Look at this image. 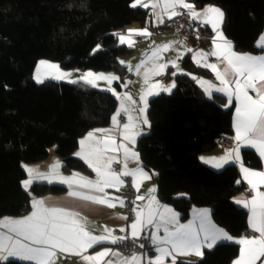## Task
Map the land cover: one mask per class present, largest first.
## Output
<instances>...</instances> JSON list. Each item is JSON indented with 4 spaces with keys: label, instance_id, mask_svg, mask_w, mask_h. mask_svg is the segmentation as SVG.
<instances>
[{
    "label": "trees",
    "instance_id": "obj_1",
    "mask_svg": "<svg viewBox=\"0 0 264 264\" xmlns=\"http://www.w3.org/2000/svg\"><path fill=\"white\" fill-rule=\"evenodd\" d=\"M188 1L199 9L219 7L224 13L223 30L236 50L259 52L264 0ZM133 3L0 0V219L30 213L29 192L35 196L65 192L59 184H34L29 191L21 184L27 178L22 165L46 160L53 148L64 172L88 171L74 155L79 141L93 128L108 126L118 108L111 92L83 82L37 84L38 62L47 60L66 70L115 71L120 77L115 86L122 89L132 74L120 61L134 48L119 44L116 34L134 23L151 26L149 9L132 7ZM97 45L100 49L94 51ZM183 65L193 74L207 73L189 56ZM176 83L171 93L159 94L150 102V131L137 143L142 166L156 181L162 202L172 206L182 221L190 218L194 207L209 208L218 225L241 237L248 229V212L234 200L244 189L237 183L238 167L216 171L200 159L216 148L218 139L233 134L234 102L224 107L226 97L208 98L191 75L177 76ZM243 159L251 168L261 167L252 150H245ZM239 248L234 242L221 243L206 250L202 259L185 262L232 264ZM13 264L30 263L15 260Z\"/></svg>",
    "mask_w": 264,
    "mask_h": 264
},
{
    "label": "snow or ice",
    "instance_id": "obj_2",
    "mask_svg": "<svg viewBox=\"0 0 264 264\" xmlns=\"http://www.w3.org/2000/svg\"><path fill=\"white\" fill-rule=\"evenodd\" d=\"M137 5L151 8L157 25L165 22V17L172 20L183 13L177 9L187 10L191 21L201 25H210L215 32L212 38V49L210 51L193 50L185 46L184 41H169L161 45L150 46V53H144V59L135 68L125 61L129 71H135L137 75L143 74V85L139 96L140 106L134 107L137 102L130 93L119 94L111 87L113 81L120 78L113 74L93 73L88 71L78 79H71V73L61 71L59 65L46 61L40 62V68L47 70L51 78L56 80L67 79L69 83H79L97 87L99 81L108 84L106 89L120 101V107L112 116L113 128L96 129L79 141L80 150L74 155L83 159L89 168L95 173V179H90L80 173L73 172L70 176H64L59 169L61 162L55 160L47 172H41L38 168L22 165L27 172V178L21 181L25 191H28L36 182H47L48 184L60 183L69 189L68 196L80 201L89 202L94 205L115 208L117 204L123 206L125 201L119 197H112L106 189L119 191L125 181L122 177H131L132 186L139 192L141 183L151 179V176L139 164V154L128 145H135L136 139L142 134L140 125H149L147 119L148 97L159 95L161 91L170 93L175 87L173 81L170 85H163L159 81L152 83V78L165 73L171 66L176 69L172 73L191 75L180 69L178 61L185 54L191 53L192 59L197 66L210 69L219 81V86L211 81L192 76V79L203 89L209 98L213 92L221 93L226 97L224 107H229L235 100V118L233 140L235 148L226 150L221 157H201L206 164L220 169L230 162H239L243 179L250 186L254 195L249 199L241 196L235 203L242 205L249 212L248 225L253 233L250 237H242L233 240L227 232L218 228L210 220L208 209H194V219L188 223H180L178 214L167 205H162L155 197L156 188L148 190V195H137L136 201H145L143 206L136 205L132 212L135 219L127 226L130 229L127 235H114L116 229L104 226L102 234L95 235L88 230V220L80 212L48 203L44 199L33 198L31 200L32 211L23 218L0 219V261L13 264L15 260L31 262V264H56L59 254H70L80 257L83 264H178L179 257L195 255L203 258V248L211 249L222 240L233 241L240 245L238 257L233 264H264V191L259 188L264 186V171H253L244 167L240 148L247 146L254 148L264 158V55L254 56L250 54H239L233 50L232 44L223 36L219 26L223 21L224 13L220 8L207 6L197 11L195 5L186 0H134L132 7ZM159 9V11H157ZM118 35L121 44L128 47L134 46L133 36L151 37L152 33L147 28L135 30L129 29L127 37ZM199 38V37H197ZM184 47L183 52H177L175 59L167 62L163 60L162 53L174 48L175 45ZM261 47H264V37H261ZM97 45L94 51H98ZM209 57H215L218 63H209ZM40 68L37 69L35 77L37 83H43ZM127 87V83L123 85ZM158 90V91H157ZM254 95H250L249 93ZM133 112L138 115L134 116ZM127 116V122L121 125L119 117L121 114ZM119 130L121 142L117 143L114 133ZM96 133L101 136L97 137ZM124 141H127L125 143ZM56 147V146H54ZM123 159L109 153L121 152ZM135 161L137 167L129 168V161ZM122 164L120 171L112 168L113 163ZM155 173H153L154 175ZM240 183V181H237ZM130 203H135L131 201ZM117 219L128 220V216H118ZM150 230V231H149ZM161 230L163 235H160ZM120 233H125L126 228L120 227ZM149 231L147 239L150 246L154 248L156 255L148 257L144 253H133L130 257L123 256L119 250L105 247L99 252L88 253L95 246L118 244L126 240L136 242L141 240V233ZM144 249V243L138 244ZM151 250V249H149ZM118 259H105L106 257ZM180 264H186L180 261Z\"/></svg>",
    "mask_w": 264,
    "mask_h": 264
},
{
    "label": "crops",
    "instance_id": "obj_3",
    "mask_svg": "<svg viewBox=\"0 0 264 264\" xmlns=\"http://www.w3.org/2000/svg\"><path fill=\"white\" fill-rule=\"evenodd\" d=\"M186 2L192 3V2H189L188 0H186ZM136 7H140V8H143V9H149V11L151 13V19H150L151 26H149L148 24L141 25L139 23H134V24H131L128 27L124 28L123 30H121L119 32V34H123V35H125L127 37L128 30L129 29L140 30V29L147 28L148 31L150 33H152V35H151V37H144V36H133L132 37V39L134 40V46L132 47V48H134L133 53L130 54V55H127V56L122 57L121 58V61H125V62L130 63L133 66V69L135 68V65H137L138 63H140V61L142 59H144V55H143L144 53H150V51H151V47L150 46L161 45V44L167 43L169 41H184L182 39V37L180 35H178V33L176 31H173V30H171L169 28V25H168V22H166V19H165V22L163 24L157 25L155 23V17H153V15H152V9L150 7L149 8H144V7H141L139 5H137ZM205 7H207V6H205ZM205 7L199 9V8H197L195 6V10L200 11V10L204 9ZM215 7H217V6H215ZM177 10L180 11V12H182L183 14H187V10H185V9H177ZM157 11H159V9H157ZM223 22H224V18H223L222 23L219 26V30L222 31L223 36L232 44L233 50L235 52L239 53V54H249V53H242V52H239V51L236 50L234 43L232 41H230L226 37V34H225L224 30H223ZM202 26H203V34H204V37H205L204 40L196 41V42H194V44L192 46H189L188 44H186V42H184V44H185L186 47L192 48L193 50H204V51L207 52V51H210L212 49V38L215 36V32L213 31V29H212V27L210 25H202ZM208 33H211V34L208 35ZM261 37H264V32L260 35V37H259V39L257 41V47L259 49V52L258 53H254V54H250V55H254V56L264 55V47H261L260 46V44H261ZM118 42H119V38H118ZM203 42H206V43L204 44ZM119 44H121V43L119 42ZM121 45L127 46V44H121ZM178 51L179 52H183L184 51V47L181 46V45H179V44H177V45L174 46V48L170 49L167 52L162 53L163 60L161 62H167L169 60L175 59L176 56H177V52ZM187 56H189L190 59L192 60V62L197 66V64L195 63V61L192 59V54L191 53L185 54L184 57L181 60L178 61L179 67H180V69H182V71L184 73H188V74H191V76H196L198 78H202L204 80L211 81L213 84H216L217 86H219V81L216 80L215 74L210 69H206L204 67L198 66L199 68L204 69V70L207 71V73H201L199 75L193 74L188 69H186V67L183 65V60ZM42 61H46V62H49V63H53V64H56V65H59L57 63L50 62V61H47V60H42ZM40 62L41 61L38 62V65H37L36 70H35V73H34V81L35 82H36L35 77L37 75V69L40 68ZM208 62L209 63H218V61L216 60L215 57H209ZM124 65H126V64H124ZM59 68H60L61 71L70 72L71 73V77H70L71 79L72 78L78 79L80 76H76V73H78L80 71H84V73H86L88 71H91L93 73H100L98 71L83 70V69L66 70V69H63L60 65H59ZM40 71H41V78L44 80L43 83H45L47 81H55V82H66L67 81L68 82L67 79H65V80H56V79L51 78V76L49 75V72L47 70L42 69V68H40ZM175 71H176V69L174 67L169 66L165 70V73L163 75L153 77L151 82L152 83H155V82L159 81L163 85L167 86V85H170L174 81L175 82V87H176V84H177L176 83V77L179 76V75H184V74H177V75L173 76L172 73L175 72ZM130 72H131L132 76H131V78L127 82V87H123L122 89H118V93L119 94H123L125 92L130 93L132 95V98L137 102V104L134 107H139L140 106L139 96H140V93H141V89L144 87V85H143V74L141 73V75H137L134 70L133 71H130ZM43 83H37V84H43ZM175 87L172 88L171 92L175 89ZM95 88L102 89V90H106L108 88V86L102 87V86H99L98 85ZM162 93H168V92L161 91L160 94H162ZM249 94L250 95H254L251 92ZM214 95H222L223 96V94L217 93V92H213V96ZM156 96L157 95L149 96L147 98L148 99V107H147L146 114H147L148 121H149L148 113H149V108H150V102ZM207 97H208V95H207ZM233 102H234V105H235V100ZM119 107H120V101L118 100V108H117V111H118ZM133 115L136 116V115H138V113L137 112H133ZM234 118H235V106H234V114H233L232 125H234ZM119 119H120L121 125L123 123H126L127 122V116L124 115L123 113L121 114V116L119 117ZM149 125H150V121H149ZM111 128H113L112 121H111V123L108 126L95 127L92 130H90L89 132H94L96 129H111ZM140 129H141L142 134L137 137L136 144L134 146L131 145V144L128 145L130 148H133V150L136 151L137 153H138V151H137V143H138V140H139V138L142 135H144V134H146V133H148L150 131V127L147 126V125L141 124L140 125ZM88 133L86 135H84L81 139H84L88 135ZM96 135H97V137H100L101 136L100 133H96ZM114 135L116 137L117 143H120L121 142V137L119 135V130H117L114 133ZM234 136H235V130H234V126H233V134L231 135L232 139H233ZM124 142L127 143V141H124ZM79 150H80V145L78 146V149L76 150V152H78ZM226 150L227 149H224L222 146L217 145L216 148H214L212 151L202 154L200 156V158L201 157H205V158L221 157V156H223L225 154ZM245 150H252V151L256 152V154L259 156V158L261 160V167L260 168H251V167L247 166L244 163L243 153H244ZM109 155H115L120 160L123 159V153H122V151L121 152H116V153H109ZM240 156H241V161H242L244 167L249 168L250 170H253V171H264V158L260 157L259 153L254 148L247 147V146H242L240 148ZM77 158H79L80 160H82L87 165V163L83 159H81L80 157H77ZM139 158H140V156H139ZM55 160H59L61 162V165H62L61 158L57 154L56 150L52 149L51 152H50L49 157L46 160L41 161V162H38V163L25 164V165H28L30 167L38 168L41 172H47L48 169H49V166ZM201 161L203 162V160H201ZM139 164H140V166H142L141 158L139 159ZM204 164H206V163H204ZM206 165L209 166V167H211L212 169H214L216 171L223 170L225 167L230 166V165H236L238 167L239 173H240V183L243 185L244 189H243V191L239 195H237L235 197L234 200H236L237 198H239L241 196H244V197H247V198L250 199L254 195V193L252 191H250V186L243 179V174L240 171V163L239 162H230L228 164H225L220 169H217V168L213 167L212 164H206ZM122 167H123L122 164H118V163H115V162L112 165V168L115 171H120L122 169ZM128 167L130 169L131 168H135V167H137V163L135 161H131L130 160L129 163H128ZM143 169L146 172H148L144 167H143ZM59 171L64 176H70L73 172H76V173H80L83 176H86V177H88L90 179H95V173L92 171L91 168H89L88 171L74 170L72 172H64L63 165H62L61 168L59 169ZM149 175L151 176V179L144 180L141 183V186L139 188V192H137L136 189L133 186H132L131 192H126V190L124 188V185L120 187L119 191H116L115 189H106V192L110 196H112V197H119V198H122L125 201V203H124L123 206H120L119 204H117V206L115 208H112V209H109L106 206L94 205V204H91L89 202H84V201H80L78 199L69 197L68 196L69 189L67 188L66 185H63V184H60V183H52V184H59V185L65 186V188H66L65 192H63L61 194H47V195H44V196H36L34 198H36V199H44L48 203L55 204L57 206L66 207V208H69V209H72V210H75V211L80 212L81 215L84 216V217H86L87 220H88V222H89L88 223V230L89 231H92L93 234H95V235L102 234V229H103L104 226H107L109 228L116 229V231L114 232V235H127L128 232H130V229L127 226L135 219V215L132 212L133 207H135L136 205L143 206L144 204L147 203V200H145V201H136L135 200V197L137 195H143V196H146L147 197L148 190L150 188H152V187H155L156 188V192H155L154 195H155L156 199L159 201L160 204L167 205L164 202H162V200L160 199V196L158 194V185H157L156 181H154V179H153V177H152V175L150 173H149ZM124 178H130L131 179V184H132V178L131 177H122L123 180H124ZM34 184H48V183L47 182H39L38 181V182H36ZM259 190L260 191H264V186H261L259 188ZM131 201H135V203L134 204L133 203H130ZM127 203H129L130 206H131V209L130 210H128V208H127ZM236 205L239 206V207H241V208H243V209H245L242 205H239L237 203H236ZM167 206L168 207H171L178 214V216H179V222L180 223H188L189 221L193 220L194 219V214H193V210L194 209H197V210L198 209H208L209 210V214H210V220H211V222L213 224H215L218 228L223 229L225 232L228 233V231H226L223 227H221L220 225H218L216 223V221L213 218L212 211L209 208L194 207V209L192 210V213H191L190 218L188 220H186V221H182L181 218H180L179 213L172 206H170V205H167ZM130 211L133 214V219H131V220H129V219L128 220L117 219L118 216H128L129 217ZM247 212H248V210H247ZM30 213H28L27 215H29ZM27 215H25V216H27ZM25 216H23V217H25ZM23 217H20V218H23ZM248 217H249V212H248ZM7 218H12V217H7ZM14 219H18V218H14ZM122 226L126 228V232L125 233H120L118 231V229L120 227H122ZM247 230H249L251 233L248 234V235H242L241 237H233L230 233H228V234L231 237H233V240H236V239H239V238H242V237H250V236H253V235H258V234H255V233L252 232V230L249 228V225H248V229ZM149 231L142 232L141 233V237L144 238V239H146L149 242V244H150V241L147 239V236L149 234ZM160 235H163V231L162 230L160 232ZM229 242H233V241L222 240V241L218 242L215 246H217L218 244H221V243H229ZM105 247H110L114 251L115 250H119L123 256H129V255L124 254V252L118 247V244L112 245V244H108V243H104L102 245L95 246L93 249H89L88 253H86V254H93L95 252H99V251H101ZM213 248H211V249H213ZM149 249H151V250H149ZM149 249L137 251L135 253L140 254V253H144L145 251H147V256L148 257H154L156 255V253L154 251V248H152L150 246ZM206 250H210V249H208L206 247L203 248L202 249L203 256H204ZM105 259L106 260L107 259H113V260H115V259H118V258L109 256V257H106ZM199 259L200 258L197 257V256H195V255H190V256H187V257H179L178 258V263L180 261H187V260H189V261H196V260H199ZM261 260H264V257H262ZM18 261H20V260H18ZM233 261H232V264H233ZM0 262H4V261H0ZM23 262H26V263H30L31 264V262H27V261H23ZM56 264H83V262L80 259V257H78L76 255L59 254L58 253V256H57V259H56ZM144 264H146V261L144 262ZM166 264H170V262L169 261H166ZM257 264H260V261H258Z\"/></svg>",
    "mask_w": 264,
    "mask_h": 264
},
{
    "label": "built area",
    "instance_id": "obj_4",
    "mask_svg": "<svg viewBox=\"0 0 264 264\" xmlns=\"http://www.w3.org/2000/svg\"><path fill=\"white\" fill-rule=\"evenodd\" d=\"M165 19L166 22H168L169 28L173 31H176L189 46H192L196 41L204 40L205 37L203 34V26L196 21H191L187 14L177 16L172 20H168L167 17ZM216 144L222 146L227 150L235 148L236 146V143L231 136L218 139L216 141ZM124 181V188L126 192H131V179L124 178ZM127 208L128 210L131 209L129 203H127ZM131 219H133V214L130 211L129 220ZM250 233L251 232L249 230H246L244 232V235H248ZM140 243H144L146 247L144 249L139 248L138 244ZM118 247L124 252V254L130 256L137 251L149 249L150 244L146 239L142 238L141 240H138L136 242H133L132 240H126L124 242L118 243Z\"/></svg>",
    "mask_w": 264,
    "mask_h": 264
},
{
    "label": "rangeland",
    "instance_id": "obj_5",
    "mask_svg": "<svg viewBox=\"0 0 264 264\" xmlns=\"http://www.w3.org/2000/svg\"><path fill=\"white\" fill-rule=\"evenodd\" d=\"M179 35V34H178ZM184 42H186L185 40H184ZM187 44V43H186ZM125 60V59H124ZM81 72V73H80ZM80 72H78V73H76V76H81V75H83L84 74V71H80ZM100 73H104V74H113V75H115V76H118L119 77V74L117 73V72H115V71H108V72H106V71H104V72H100ZM75 77V76H74ZM120 78V77H119ZM72 79H76V78H72ZM118 81V80H117ZM67 82V81H66ZM115 82L116 81H113V83H112V85H111V87L113 88V89H115V91L118 93V88L115 86ZM67 83H69V82H67ZM70 84H73V83H70ZM98 85L99 86H102V87H104V86H108V84L106 83V82H103V81H100V82H98ZM112 93V92H111ZM54 150H55V148H53ZM32 164V163H31Z\"/></svg>",
    "mask_w": 264,
    "mask_h": 264
},
{
    "label": "water",
    "instance_id": "obj_6",
    "mask_svg": "<svg viewBox=\"0 0 264 264\" xmlns=\"http://www.w3.org/2000/svg\"><path fill=\"white\" fill-rule=\"evenodd\" d=\"M29 195L31 196V198L36 197L33 193L29 192Z\"/></svg>",
    "mask_w": 264,
    "mask_h": 264
}]
</instances>
